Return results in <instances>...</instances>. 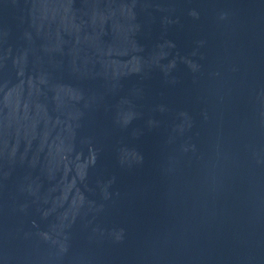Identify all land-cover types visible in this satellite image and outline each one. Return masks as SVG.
Instances as JSON below:
<instances>
[{
	"label": "water",
	"instance_id": "water-1",
	"mask_svg": "<svg viewBox=\"0 0 264 264\" xmlns=\"http://www.w3.org/2000/svg\"><path fill=\"white\" fill-rule=\"evenodd\" d=\"M0 264H264V0H0Z\"/></svg>",
	"mask_w": 264,
	"mask_h": 264
}]
</instances>
